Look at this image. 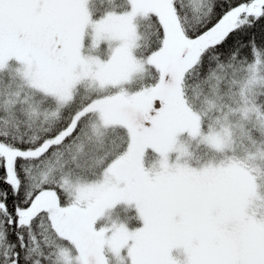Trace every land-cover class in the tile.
<instances>
[{"label": "snow or ice", "instance_id": "snow-or-ice-1", "mask_svg": "<svg viewBox=\"0 0 264 264\" xmlns=\"http://www.w3.org/2000/svg\"><path fill=\"white\" fill-rule=\"evenodd\" d=\"M0 264H264V0H0Z\"/></svg>", "mask_w": 264, "mask_h": 264}]
</instances>
